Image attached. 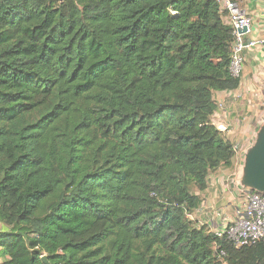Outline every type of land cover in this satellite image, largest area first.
Returning a JSON list of instances; mask_svg holds the SVG:
<instances>
[{
    "label": "trees",
    "instance_id": "obj_1",
    "mask_svg": "<svg viewBox=\"0 0 264 264\" xmlns=\"http://www.w3.org/2000/svg\"><path fill=\"white\" fill-rule=\"evenodd\" d=\"M234 42L217 0H0V264H264L191 218Z\"/></svg>",
    "mask_w": 264,
    "mask_h": 264
},
{
    "label": "rangeland",
    "instance_id": "obj_2",
    "mask_svg": "<svg viewBox=\"0 0 264 264\" xmlns=\"http://www.w3.org/2000/svg\"><path fill=\"white\" fill-rule=\"evenodd\" d=\"M245 70L246 69H244L241 79L240 91L235 93L233 96L234 99H232L235 107L232 106V109H228L227 111L223 104L219 103L222 107L220 108L219 118H215L217 126L223 124L219 129L225 131L227 137L234 141L238 147L234 170L229 172L225 170L219 171L212 178L211 184H213V186H211V189L207 192V194L210 195L209 200L214 199L215 201L214 212L217 216L225 213V215L235 218L237 209H243L245 207V193L240 194L235 185H233V178L236 177L238 171L241 169L243 165V154L253 141V135L259 123L264 118V87H259L258 84H256L253 89L252 83L247 80L248 78ZM248 86H251L252 89ZM250 90L254 91L249 93ZM223 103L225 104V102ZM212 188L218 189L219 199L216 198V192ZM197 217V212L191 216L198 224ZM198 225L202 226L203 222ZM1 262L2 260L0 259V263Z\"/></svg>",
    "mask_w": 264,
    "mask_h": 264
},
{
    "label": "built area",
    "instance_id": "obj_3",
    "mask_svg": "<svg viewBox=\"0 0 264 264\" xmlns=\"http://www.w3.org/2000/svg\"><path fill=\"white\" fill-rule=\"evenodd\" d=\"M240 1L217 0L221 9L227 12V23L232 27L235 37L231 63V72L235 78L242 77L245 51L258 44L245 40L252 32L253 19L242 9ZM245 29L247 32L243 33ZM245 197V207L238 208L236 217L217 232L218 237L226 236L236 248L264 242V196L258 193H245Z\"/></svg>",
    "mask_w": 264,
    "mask_h": 264
},
{
    "label": "crops",
    "instance_id": "obj_4",
    "mask_svg": "<svg viewBox=\"0 0 264 264\" xmlns=\"http://www.w3.org/2000/svg\"><path fill=\"white\" fill-rule=\"evenodd\" d=\"M240 3H241L242 9L246 11L248 15H250L253 19V24L251 28L252 32L249 36L246 37L245 40L247 42L255 41L258 43L256 47L247 49L244 53L245 62L243 65V73H244V69H246L245 71H246L247 78H248L247 80L252 83V88L254 89L256 84H258V86L260 87V84L258 82L259 81L258 75L262 74L264 76V0H241ZM248 87L252 89L251 86H248ZM239 91L240 89L235 92L217 93L216 100L217 102L219 101L218 104L219 103L223 104V106L228 111V109L229 110L232 109L231 108L232 106L235 107V104L233 103L232 99H234L233 96L235 95V93ZM253 91L250 90L249 93H252ZM223 102H225V104ZM220 104H219V107L221 108L222 105ZM226 110H223V111H226ZM219 114H220V111L217 112V114H215L216 116L213 117V123L215 125H216L215 118H219ZM219 125L223 126V124H219ZM219 125L218 126L216 125V126L219 128ZM222 132H225V131H222ZM253 138H254V135H253ZM225 171L229 172L233 170H225ZM238 174H239V171H238ZM238 174L236 175L235 178H233L234 180L233 185H235L236 189L241 194L243 192H241L236 186V179H237ZM211 186H213V184L209 185L208 190L205 193H203V196L205 198V204L199 211H197V216H198L197 221H198V224H201L203 222L202 226L207 227L211 232L217 233L220 230H222V227H224V225L228 223L229 221H231L233 218L231 216L225 215V213H222L221 215H218V216L215 214L214 212V209H215L214 202L215 201L214 199L209 200L210 195L207 194V192L211 189ZM212 189L215 190L216 192L215 195L217 196L216 198L219 199L220 197H218V189L217 188H212ZM0 228L3 229L1 225H0Z\"/></svg>",
    "mask_w": 264,
    "mask_h": 264
},
{
    "label": "water",
    "instance_id": "obj_5",
    "mask_svg": "<svg viewBox=\"0 0 264 264\" xmlns=\"http://www.w3.org/2000/svg\"><path fill=\"white\" fill-rule=\"evenodd\" d=\"M247 29L243 33H246ZM260 86L264 87V76L258 75ZM243 165L236 179V186L243 193H258L264 196V118L259 123L251 145L242 157ZM49 264L48 257L42 258Z\"/></svg>",
    "mask_w": 264,
    "mask_h": 264
}]
</instances>
